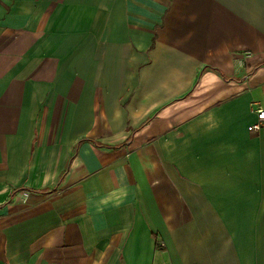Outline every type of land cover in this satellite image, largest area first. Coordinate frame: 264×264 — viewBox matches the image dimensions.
<instances>
[{
	"label": "crops",
	"instance_id": "1",
	"mask_svg": "<svg viewBox=\"0 0 264 264\" xmlns=\"http://www.w3.org/2000/svg\"><path fill=\"white\" fill-rule=\"evenodd\" d=\"M257 107L264 0H0V264H264Z\"/></svg>",
	"mask_w": 264,
	"mask_h": 264
},
{
	"label": "built area",
	"instance_id": "2",
	"mask_svg": "<svg viewBox=\"0 0 264 264\" xmlns=\"http://www.w3.org/2000/svg\"><path fill=\"white\" fill-rule=\"evenodd\" d=\"M253 112L256 115V121L255 123H253L251 126L248 127V131L258 132L261 129V127H264V109L257 107Z\"/></svg>",
	"mask_w": 264,
	"mask_h": 264
},
{
	"label": "trees",
	"instance_id": "3",
	"mask_svg": "<svg viewBox=\"0 0 264 264\" xmlns=\"http://www.w3.org/2000/svg\"><path fill=\"white\" fill-rule=\"evenodd\" d=\"M212 71H213V72H216V73H218V74H219L218 70H216V69H212ZM219 75L222 77V75H221V74H219Z\"/></svg>",
	"mask_w": 264,
	"mask_h": 264
},
{
	"label": "rangeland",
	"instance_id": "4",
	"mask_svg": "<svg viewBox=\"0 0 264 264\" xmlns=\"http://www.w3.org/2000/svg\"><path fill=\"white\" fill-rule=\"evenodd\" d=\"M245 56L247 57V56H249V55H245ZM250 126H251V125H250ZM247 130H248V128H247Z\"/></svg>",
	"mask_w": 264,
	"mask_h": 264
}]
</instances>
